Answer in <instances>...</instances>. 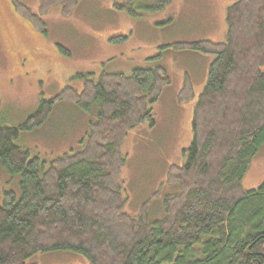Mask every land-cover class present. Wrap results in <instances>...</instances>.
Listing matches in <instances>:
<instances>
[{"label":"trees","instance_id":"trees-1","mask_svg":"<svg viewBox=\"0 0 264 264\" xmlns=\"http://www.w3.org/2000/svg\"><path fill=\"white\" fill-rule=\"evenodd\" d=\"M170 2L124 0L113 6L136 16ZM11 4L45 33L41 14L59 5L68 16L77 0H38V14L18 0ZM225 23L223 41L160 47L213 55L192 107L183 162L166 167V181L179 192L164 199L161 218H147L153 199L136 215L125 211L120 146L137 126L157 125L151 106L169 84L162 65L94 78L79 74V90L66 86L40 99L23 123L8 125L0 118V167L19 176V195L4 192L0 203V264H34L27 263L34 254L58 250L75 252L87 264H264V181L251 190L241 185L264 143V0L234 1ZM192 88L186 76L177 101L192 98ZM57 101L94 105L95 119L79 150L47 162L28 159L27 149L17 144L19 132L39 127Z\"/></svg>","mask_w":264,"mask_h":264},{"label":"rangeland","instance_id":"rangeland-1","mask_svg":"<svg viewBox=\"0 0 264 264\" xmlns=\"http://www.w3.org/2000/svg\"><path fill=\"white\" fill-rule=\"evenodd\" d=\"M18 1L38 14V0ZM123 1L77 0L65 17L60 6L54 5L40 16L45 29L42 33L18 13L12 0H0V118L8 125L23 123L40 99L48 100L66 86L79 90V74L91 73L94 78L101 72L128 74L134 68L162 65L169 84L151 108L158 126L168 129L163 132L143 123L141 131H129L120 146L126 158L120 172L126 196L124 209L136 215L144 201L153 199L146 209L150 220L161 218L164 199L179 192L175 183L166 181V167L183 162L181 150L191 140V130L183 128L184 123L206 81L213 57L192 49L160 47L202 39L223 41L225 11L236 0H171L157 12L140 11L136 16L113 6ZM115 36L125 39L109 40ZM156 54L161 55L160 59L153 57ZM186 76L194 96L179 103L177 95ZM95 111L94 105L85 109L57 101L39 127L19 132L17 144L27 149L28 159L38 157L45 162L77 151L95 119ZM18 181L19 176H11L0 167V203L4 192L19 195ZM263 181L264 143L248 163L241 185L251 190ZM32 262L87 264L81 255L65 250L36 253L27 260Z\"/></svg>","mask_w":264,"mask_h":264},{"label":"crops","instance_id":"crops-1","mask_svg":"<svg viewBox=\"0 0 264 264\" xmlns=\"http://www.w3.org/2000/svg\"><path fill=\"white\" fill-rule=\"evenodd\" d=\"M199 90V89H198ZM190 114V113H189ZM184 117H186V116H184ZM190 118H191V115H188V117H187V120H186V123H184L185 125H184V127L183 128H189V126H190ZM157 121V120H156ZM157 123V125H156V129L158 130V129H161L160 127H162V126H158V123H159V120L156 122ZM146 124V126L148 127V125H147V123H145ZM142 126V127H141ZM144 127V125L143 124H141V125H139V126H137L133 131H134V133H137V132H139V131H141V128H143ZM181 127V126H180ZM137 128H140V130H137ZM168 128H163V129H161L163 132H165V130H167ZM166 135H167V132H166ZM162 144H165V142H163ZM162 144H158L157 146H160V145H162ZM182 146L180 145L179 146V148H181Z\"/></svg>","mask_w":264,"mask_h":264}]
</instances>
